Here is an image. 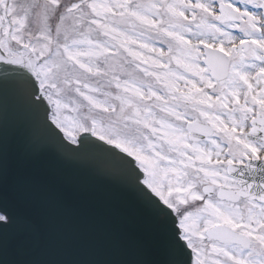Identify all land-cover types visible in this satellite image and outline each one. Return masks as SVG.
Instances as JSON below:
<instances>
[{
	"label": "snow or ice",
	"instance_id": "obj_1",
	"mask_svg": "<svg viewBox=\"0 0 264 264\" xmlns=\"http://www.w3.org/2000/svg\"><path fill=\"white\" fill-rule=\"evenodd\" d=\"M0 76V108L123 172L167 264H264V0H0ZM12 194L0 123V264H24Z\"/></svg>",
	"mask_w": 264,
	"mask_h": 264
},
{
	"label": "water",
	"instance_id": "obj_2",
	"mask_svg": "<svg viewBox=\"0 0 264 264\" xmlns=\"http://www.w3.org/2000/svg\"><path fill=\"white\" fill-rule=\"evenodd\" d=\"M0 123L13 189L7 205L29 220L23 242L10 234L7 259L24 264L126 259L167 264L171 230L161 226L109 158L91 149H65L10 89L3 93ZM64 142L68 149L76 147Z\"/></svg>",
	"mask_w": 264,
	"mask_h": 264
}]
</instances>
